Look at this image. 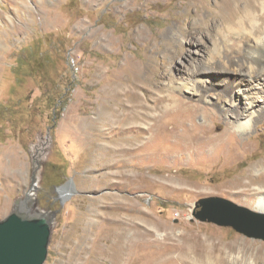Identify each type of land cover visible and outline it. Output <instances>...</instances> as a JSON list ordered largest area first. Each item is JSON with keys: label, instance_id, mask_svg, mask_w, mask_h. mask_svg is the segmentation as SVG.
Listing matches in <instances>:
<instances>
[{"label": "rangeland", "instance_id": "rangeland-1", "mask_svg": "<svg viewBox=\"0 0 264 264\" xmlns=\"http://www.w3.org/2000/svg\"><path fill=\"white\" fill-rule=\"evenodd\" d=\"M251 1L264 25L262 0ZM194 2L0 0V219L34 189L30 202L54 212L43 264H114L119 251L124 262L141 264L162 251L176 257L180 244L213 251L210 264L264 260V239L192 215L208 196L264 214L249 200L253 187L248 195L244 185L230 187L264 171V115L242 133L177 86L184 65L200 57L197 46L176 40V28L193 38L200 27L215 53V43H237L231 30L246 17L244 0L224 15L214 0L203 9ZM207 94L214 97L213 87ZM179 100L200 107L186 125L232 131L230 151L184 155L169 139L176 124L167 116L166 141L128 159L105 155V147L144 143L145 126ZM153 148L169 156L151 158Z\"/></svg>", "mask_w": 264, "mask_h": 264}, {"label": "bare ground", "instance_id": "bare-ground-1", "mask_svg": "<svg viewBox=\"0 0 264 264\" xmlns=\"http://www.w3.org/2000/svg\"><path fill=\"white\" fill-rule=\"evenodd\" d=\"M194 1L196 2L197 7L202 9L207 5L206 0ZM233 1L234 0H214V5L224 15L230 10V5ZM249 2L251 3L252 1L244 0L243 2L244 11L247 10L244 21H241L240 26L231 30V33L237 36V43H228L230 42L228 39L223 42L221 39L223 43L219 45L216 43L214 44L216 47L215 53H211L210 50L207 49V46H205L204 35L199 32L201 30L200 27H194L196 34L193 38L195 40H192L193 38L190 32H182L180 28H176V31L174 32V36H176L178 42L187 41L189 44L197 46L194 51L197 52L200 57L199 59L197 58L196 61L193 60L184 65L183 78L177 82L179 90L201 102H209L212 105V110L215 109L221 112V114L228 119V123L242 133L250 131L264 115V25L259 23L258 15L254 13L255 10L251 7L252 5L250 6ZM260 3L261 9L264 10V0ZM248 5L254 11L251 12ZM199 21H196V23H199ZM240 42L243 43L242 46H240ZM201 45H203V50H200ZM204 50H206V52H204ZM234 51L237 53L241 52V54L233 56L232 53ZM172 82L173 81H171V84H173ZM212 87L214 89V97H210L207 94V91ZM130 96H133V94H130ZM198 110H200L198 105H189L188 103L179 100L174 109L169 111L167 109L168 112L156 116L151 123L145 126L143 131L148 134V137L144 143L141 142L140 145L133 148L121 145L116 148L105 147L103 152L106 156L111 153L110 155L114 154L117 157L128 159L129 156L133 155L134 151L143 150L147 147L152 148L155 142L162 143L166 141L165 118L167 116L172 117L176 124L174 128L172 126L173 129L169 133V139L176 146L181 147L183 154L185 152L190 158L196 160L198 157H203L213 149L218 150L217 154L227 152L229 150L228 148H230L228 147L230 145L228 142L233 135L232 131L225 128L220 134H212L211 126L198 127L191 123L186 125V121L192 119ZM202 110L204 111V108ZM83 121V123L87 125L86 123L88 122L86 119ZM177 126H182V129L177 130ZM120 127H110L109 131L113 133L115 128L119 129ZM149 156L151 158L154 156L165 158L169 155L165 151L160 152L159 149L153 148V150L149 152ZM263 178L264 171L259 173L255 178L254 176H250L248 181H238L234 184H230V187L244 185V195L249 194L246 186L253 187L255 191L249 194L251 197L249 200L256 203L255 209L259 212H264V182L260 181ZM33 191L34 189L31 193H33ZM31 193H26V202L22 201L21 207L23 209L27 208L32 212L40 211L35 205H33L34 200L32 203L30 202ZM180 246L177 248L179 249V252L176 257L166 256L164 254L166 251H162L155 257L153 254V258L149 261H144L141 264H210V258L213 251L210 252L209 250H205L204 247L198 251L192 246L191 248L189 244ZM206 249H208V246ZM120 252L121 251H119L114 264H133L132 260L127 263L124 262L122 253ZM190 252H193L194 255L191 257L189 256V260L188 254ZM217 263L224 264V260L222 258H217ZM244 264L253 263L244 262ZM257 264H264V260L258 261Z\"/></svg>", "mask_w": 264, "mask_h": 264}, {"label": "water", "instance_id": "water-1", "mask_svg": "<svg viewBox=\"0 0 264 264\" xmlns=\"http://www.w3.org/2000/svg\"><path fill=\"white\" fill-rule=\"evenodd\" d=\"M71 181L56 187L63 191ZM27 194L16 199L14 209L0 219V264H43L51 235L54 212L21 207ZM199 221L230 226L248 237L264 239V214L219 196L202 197L192 208Z\"/></svg>", "mask_w": 264, "mask_h": 264}]
</instances>
